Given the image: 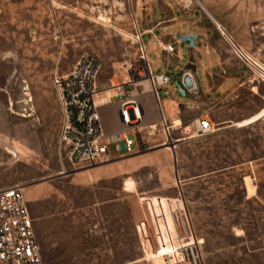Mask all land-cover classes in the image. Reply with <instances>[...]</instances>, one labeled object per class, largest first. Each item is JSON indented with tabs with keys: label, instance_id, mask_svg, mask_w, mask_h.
I'll return each mask as SVG.
<instances>
[{
	"label": "rangeland",
	"instance_id": "1",
	"mask_svg": "<svg viewBox=\"0 0 264 264\" xmlns=\"http://www.w3.org/2000/svg\"><path fill=\"white\" fill-rule=\"evenodd\" d=\"M136 1L0 0V181L24 187L45 264H161L172 227L163 197H183L205 264H264V0H199L184 10L211 27L225 54L233 43L258 71L260 94L246 82L211 110L202 102L196 116L209 117L213 130L188 127L174 148L171 128L143 127L131 154L83 166L67 157L53 72L89 51L101 62L99 90L146 81L130 75L140 53ZM187 43L180 41L179 65ZM148 56L161 71L160 56ZM178 72L167 70L160 97L172 89L183 97ZM256 110L241 126L220 128V120ZM13 145L22 150L16 156ZM108 150L118 153L113 143Z\"/></svg>",
	"mask_w": 264,
	"mask_h": 264
},
{
	"label": "built area",
	"instance_id": "2",
	"mask_svg": "<svg viewBox=\"0 0 264 264\" xmlns=\"http://www.w3.org/2000/svg\"><path fill=\"white\" fill-rule=\"evenodd\" d=\"M176 3L181 9L189 10L198 4L199 0H176ZM134 21L138 28L136 36L139 40L140 53L138 60H135L138 62L132 63L130 75L137 78L146 76L158 101L159 86L168 84L170 76L167 71L157 73L152 69L147 47L142 40V33L137 20ZM226 39L229 41L227 37ZM180 40V37H177L169 41L164 49L169 52L176 51ZM229 43L235 54L243 59L234 49L233 43L230 41ZM245 62L250 65L247 61ZM100 67L101 62L97 55L83 51L75 58L68 70L54 71L52 75V83L61 108L59 139L67 149L69 161L75 166L89 165L107 156L110 143L117 144V147H120L122 143L125 152H134L136 140L127 130H139L140 123L143 121L144 112L140 101L132 95H126L120 102L124 130L111 133L104 130L95 102L99 90L97 81ZM129 103L130 106H128ZM161 121L167 132L169 126L163 116ZM212 130L208 119L195 120V131L198 134H205ZM163 198L172 219V227L171 241H169V247L162 253L161 264H205L201 241L183 197ZM0 264H45L36 236L34 217L30 212L22 186L18 183L4 184L1 181Z\"/></svg>",
	"mask_w": 264,
	"mask_h": 264
},
{
	"label": "crops",
	"instance_id": "3",
	"mask_svg": "<svg viewBox=\"0 0 264 264\" xmlns=\"http://www.w3.org/2000/svg\"><path fill=\"white\" fill-rule=\"evenodd\" d=\"M136 2L137 8L140 6V17L137 16L136 12L135 15L139 20L142 40L144 41V37H147L148 42L145 43L144 41L147 51L150 50L153 53H157L162 61H164L161 65V71L156 72L167 71L170 68L179 70L176 81H180L182 75L188 72L193 84L189 89L182 85L185 89V93L182 94L183 97L179 96L173 89L170 94L160 97L159 91L161 86L164 85L162 84L159 86L157 102L150 83V89H139V85H143L145 82L148 85V80L142 82H138V80L129 82V79H123L114 88L109 90L101 88L95 98V102L100 113L102 125L107 133L124 130L120 114V102L126 95L134 96L142 105L144 117L143 121L140 123L139 130L143 127H149L152 128L149 130V133H153V124L156 125L159 130H164L161 117H159L161 113L167 125L173 131V139L178 138L181 141L189 137L188 135H182L181 132H186L188 127L195 128V120L197 118H206L203 117L202 114L196 116L197 113L195 109L204 106L202 102L209 101L206 108L211 110L219 102L224 100V95H226L229 90H234L244 85L246 82H248V86L253 93L260 94L258 90L259 76L256 75L255 69L244 62V60H241L240 57L236 58L232 47L225 48L228 52L225 54L222 49L216 45L211 27L201 19L199 15H190L182 10L175 0H139ZM190 32L195 36L194 44H186L188 56L184 64L179 65L178 60L182 56L179 46L181 40L177 43L176 51L174 52L165 50L164 46L169 41L180 37L181 33ZM238 48H240V46H238ZM152 69L154 70L153 67ZM249 78H251V80H249ZM129 85L130 88H127ZM165 85L169 87V83ZM150 98L153 99L151 100ZM53 101L55 108L60 111L61 108L58 103L56 91L53 94ZM130 105L129 103L128 106ZM257 111L258 110L251 112L247 116H228L218 123L222 124L220 126L221 129L241 126L239 123L256 115ZM132 115L130 111V116ZM206 119H208L211 125L212 120L209 117ZM176 120L178 121L176 122ZM158 121L160 126L157 124ZM213 128L214 127H212V129ZM127 131L132 133L136 140V129H128ZM163 143L165 142L160 144ZM113 144L118 153L111 155L108 150L107 156L118 158L126 154H131L124 151L122 143H120V147H117L115 143ZM136 145L137 142L135 141V150ZM152 146L160 145L154 144Z\"/></svg>",
	"mask_w": 264,
	"mask_h": 264
},
{
	"label": "water",
	"instance_id": "4",
	"mask_svg": "<svg viewBox=\"0 0 264 264\" xmlns=\"http://www.w3.org/2000/svg\"><path fill=\"white\" fill-rule=\"evenodd\" d=\"M180 38L183 41H188L189 45H193L194 44V34L193 33H181L180 34ZM192 80L190 77V74L188 72L184 73L181 77L180 81H176V86L178 88V90L184 94L185 93V89L182 87V85H184L186 88H191L192 87ZM180 139L176 138V139H171V142L169 143L171 147H174V145L179 142Z\"/></svg>",
	"mask_w": 264,
	"mask_h": 264
},
{
	"label": "bare ground",
	"instance_id": "5",
	"mask_svg": "<svg viewBox=\"0 0 264 264\" xmlns=\"http://www.w3.org/2000/svg\"><path fill=\"white\" fill-rule=\"evenodd\" d=\"M220 26V28L222 29V31L224 32L225 30H224V28L221 26V25H219ZM142 79H144V78H142ZM147 79V78H146ZM140 80V79H139ZM148 80V79H147ZM149 81V80H148ZM97 83H98V81H97ZM99 89V88H98ZM98 92H99V90H98ZM154 93V92H153ZM98 94V93H97ZM154 95H155V93H154ZM97 96V95H96ZM155 97H156V95H155ZM151 99V98H150ZM153 99V98H152ZM151 99V100H152ZM155 100V99H154ZM156 102H157V98H156ZM157 107H158V109H159V106H158V103H157ZM159 116V115H158ZM159 117H162V115H161V113H160V116ZM178 120H176V122H177ZM179 124H180V122H179ZM177 125V124H176ZM154 126V127H153ZM153 128H154V130L156 129V125H154L153 124ZM191 136H193V135H191ZM170 139V142H171V138H169ZM0 141H3L1 138H0ZM6 144L7 145H9L7 142H6ZM11 147V146H10ZM9 146L7 147L10 151H11V148H10ZM13 147V149H15V152L13 151V155H17L19 152H21L22 150H21V148H17L16 146H12ZM22 186V185H21ZM250 186V185H249ZM22 188L24 189V187L22 186ZM250 190H251V188H250ZM253 190V189H252Z\"/></svg>",
	"mask_w": 264,
	"mask_h": 264
}]
</instances>
